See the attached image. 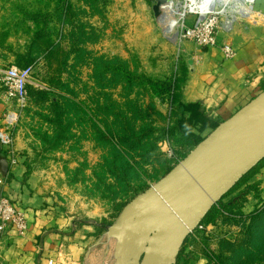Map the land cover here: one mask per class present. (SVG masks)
<instances>
[{"label":"rangeland","instance_id":"rangeland-1","mask_svg":"<svg viewBox=\"0 0 264 264\" xmlns=\"http://www.w3.org/2000/svg\"><path fill=\"white\" fill-rule=\"evenodd\" d=\"M183 1L159 22L156 0H0V66L33 69L26 103L7 102L20 114L14 148L32 185L89 228L91 251H106L107 227L175 166L165 144L180 157L200 143L191 148L183 134L166 142L165 134L187 118L180 98L169 102L168 81L204 49L176 40L180 25L198 17ZM256 1L251 16H231L230 32L225 11L216 9L225 44L236 49L247 42V26H264ZM3 92L0 84V105ZM203 226L186 239L177 264H264V160Z\"/></svg>","mask_w":264,"mask_h":264},{"label":"crops","instance_id":"crops-1","mask_svg":"<svg viewBox=\"0 0 264 264\" xmlns=\"http://www.w3.org/2000/svg\"><path fill=\"white\" fill-rule=\"evenodd\" d=\"M171 5L172 0L159 6V22L168 20L165 12ZM247 8L246 16H251L249 5ZM255 8L263 14L264 0H257ZM246 31V43L236 49L231 45L236 50L234 58L225 59L220 47H205L186 68L180 70L179 65V73L173 77L181 102L199 104L221 123L264 90V26H247ZM1 103L0 195L9 197L26 213L28 230L20 235L8 227L0 233V264H106L105 247L101 254L90 250L89 228L60 212L53 197L36 189L28 179L24 159L13 145V129L5 125L8 103Z\"/></svg>","mask_w":264,"mask_h":264},{"label":"water","instance_id":"water-1","mask_svg":"<svg viewBox=\"0 0 264 264\" xmlns=\"http://www.w3.org/2000/svg\"><path fill=\"white\" fill-rule=\"evenodd\" d=\"M262 160L264 90L124 207L104 234L106 264H177L185 240Z\"/></svg>","mask_w":264,"mask_h":264},{"label":"built area","instance_id":"built-area-1","mask_svg":"<svg viewBox=\"0 0 264 264\" xmlns=\"http://www.w3.org/2000/svg\"><path fill=\"white\" fill-rule=\"evenodd\" d=\"M248 1L249 0H240V8H246ZM217 8L218 6L216 3H214L212 7L202 5L199 11H197L198 17L195 22L190 26H185L183 22V24L180 25L181 29L176 31L175 37L178 41H194L202 48L220 47L225 59H232L236 56V50L231 45L220 42L219 24L221 23V25H223V19L221 18L223 15L220 11L216 12ZM258 16L261 18L264 17L261 13H258ZM224 23L226 25L224 30L230 32L231 29L228 30L225 21ZM32 75V67H0V84L4 91V100L6 102H13L16 104L17 108L23 106L29 97V87L33 85ZM16 107L13 110H8L4 114L5 125L9 129L15 128L20 120V114ZM165 147L169 158L173 159L175 165L181 162L185 157H178L169 143L165 144ZM11 155V163L15 165L17 160L14 156V150H11ZM0 183H2V181H0ZM8 227H12L18 234L24 235L28 230V221L26 213L23 210L19 209L9 197L0 195V233L5 232ZM203 227V223H201L195 231L202 230ZM50 264H52V262H50Z\"/></svg>","mask_w":264,"mask_h":264},{"label":"trees","instance_id":"trees-1","mask_svg":"<svg viewBox=\"0 0 264 264\" xmlns=\"http://www.w3.org/2000/svg\"><path fill=\"white\" fill-rule=\"evenodd\" d=\"M167 91V95L170 99L169 102L172 104V106H174L176 102H179V93L177 92L176 80H174V78H171L168 81ZM57 104L58 102H53L54 106H57ZM182 108L187 118L185 120L176 121L175 125L171 129L166 130V142H170V138H174L176 134H183L184 136H188L191 139V148H194L199 142L203 140V138H200V136H198L199 133H203L206 130H214L218 126L219 122L207 115L201 109V106L197 103L183 104ZM186 154L187 153H184L180 157L183 158L184 156H186ZM225 219L227 222L233 223L231 218L225 217ZM204 220L202 221V223L204 222ZM181 251L179 253L178 259L180 258Z\"/></svg>","mask_w":264,"mask_h":264},{"label":"bare ground","instance_id":"bare-ground-1","mask_svg":"<svg viewBox=\"0 0 264 264\" xmlns=\"http://www.w3.org/2000/svg\"><path fill=\"white\" fill-rule=\"evenodd\" d=\"M186 1L187 0L183 1V3H186V5H187ZM212 1L213 0H188V2H190L189 4L191 6L195 5L194 12L199 11V9H200V7H202V5H207V7H209V6L212 7V5H214V3H216L219 8H221L222 10L225 11V14H226L225 19H226V24H227L228 30L233 29V25H232V21H231V19H232L231 16L233 14L241 15V16H246L249 14V9L247 7L246 8L245 7L240 8V6H241L239 3L240 0H214V3L211 4ZM172 2H173L172 6L168 10H166V12H165V17H166V19H169V20H170V18H168V17L173 14V11L176 9V6H177V4L175 6V0H172ZM252 2H253V0L251 2H249L248 5H250V3H252ZM227 6H229V8H226ZM228 10H231L232 12L231 11L227 12ZM167 25H169V22ZM231 26H232V28H231Z\"/></svg>","mask_w":264,"mask_h":264}]
</instances>
